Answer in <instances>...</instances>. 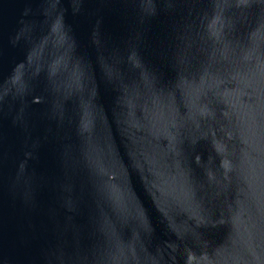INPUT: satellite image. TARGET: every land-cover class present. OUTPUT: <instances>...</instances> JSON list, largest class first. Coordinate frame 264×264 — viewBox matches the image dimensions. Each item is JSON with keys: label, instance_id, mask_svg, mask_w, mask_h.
<instances>
[{"label": "water", "instance_id": "water-1", "mask_svg": "<svg viewBox=\"0 0 264 264\" xmlns=\"http://www.w3.org/2000/svg\"><path fill=\"white\" fill-rule=\"evenodd\" d=\"M0 264H264V0H0Z\"/></svg>", "mask_w": 264, "mask_h": 264}]
</instances>
